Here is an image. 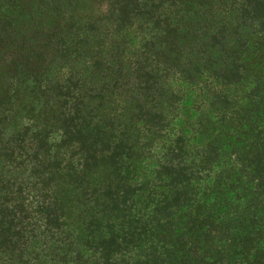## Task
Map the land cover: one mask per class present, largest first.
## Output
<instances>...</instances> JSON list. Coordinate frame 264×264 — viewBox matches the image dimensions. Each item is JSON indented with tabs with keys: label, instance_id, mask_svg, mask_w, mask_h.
<instances>
[{
	"label": "trees",
	"instance_id": "obj_1",
	"mask_svg": "<svg viewBox=\"0 0 264 264\" xmlns=\"http://www.w3.org/2000/svg\"><path fill=\"white\" fill-rule=\"evenodd\" d=\"M0 264H264V0H0Z\"/></svg>",
	"mask_w": 264,
	"mask_h": 264
},
{
	"label": "rangeland",
	"instance_id": "obj_2",
	"mask_svg": "<svg viewBox=\"0 0 264 264\" xmlns=\"http://www.w3.org/2000/svg\"><path fill=\"white\" fill-rule=\"evenodd\" d=\"M86 13L90 15H94V14H97V10L93 8L92 10H87Z\"/></svg>",
	"mask_w": 264,
	"mask_h": 264
}]
</instances>
